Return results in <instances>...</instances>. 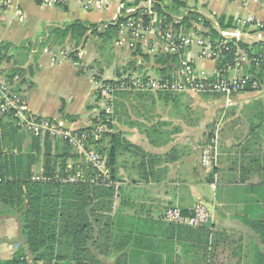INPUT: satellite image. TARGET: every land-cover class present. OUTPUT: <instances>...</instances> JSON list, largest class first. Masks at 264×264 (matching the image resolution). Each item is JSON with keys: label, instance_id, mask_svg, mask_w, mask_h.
<instances>
[{"label": "crops", "instance_id": "crops-1", "mask_svg": "<svg viewBox=\"0 0 264 264\" xmlns=\"http://www.w3.org/2000/svg\"><path fill=\"white\" fill-rule=\"evenodd\" d=\"M89 1L92 5L86 8L82 0H0V42L31 43L30 50L9 51L22 60L20 66L27 71L26 82L15 79L28 110L73 131L93 123L94 110L101 108L95 101L99 84L94 74L81 69L73 58L46 51L45 43L58 39L51 33L54 28L75 20L98 24L116 21L129 7L126 3L134 0ZM99 1L101 7L97 6ZM188 4L214 20L216 27L217 17L232 18L234 26L220 32L240 28L248 34L241 41L264 42V0H189ZM239 19L251 22L239 26ZM193 25L197 31L208 30L196 21ZM81 51L83 63L85 50ZM187 55L198 69L210 76L217 73V61L201 58L197 45L190 47ZM134 57L142 66L134 67L139 68L135 73L156 71L160 66L155 62L148 66L139 54ZM15 65L14 60L3 62L5 70ZM250 68L247 59L242 72L250 76ZM124 72L112 76L102 73L100 77L113 79ZM119 100L123 104L114 110L112 131L121 132L127 141L115 165L119 195L108 210L100 212L103 216L93 234L97 242L86 263L256 264L264 254V244L243 217L264 220V82L229 98L221 93H181L178 102L182 104L170 100L149 110L136 105L133 98L134 103L127 98ZM210 127L214 128L211 133ZM215 136L217 162L205 166L202 149ZM17 144L22 151L44 154L42 138L38 148L32 135L19 131ZM51 151L57 153L53 143ZM36 169L41 172L43 168L34 165L33 171ZM199 202L210 209L207 225L190 227L165 221L168 207L187 212ZM17 236L16 219L0 215V261L18 250Z\"/></svg>", "mask_w": 264, "mask_h": 264}, {"label": "trees", "instance_id": "trees-1", "mask_svg": "<svg viewBox=\"0 0 264 264\" xmlns=\"http://www.w3.org/2000/svg\"><path fill=\"white\" fill-rule=\"evenodd\" d=\"M122 1L126 3L125 0ZM140 1L134 0L133 3H126V6H134ZM188 1L160 0L155 3L154 9L162 18L165 28L172 26L173 29H184L187 32L193 30L199 36L210 37L216 41L223 38L220 29L234 26L232 18L220 16L216 19L218 23L216 27L214 20L191 9ZM123 20L124 18H119L118 22ZM193 21L207 28V32L197 31ZM51 33L55 34L61 42L69 38L76 46H80L86 41L89 33L99 36L119 33V24L116 21L98 24L75 20L64 27L54 28ZM27 43L28 46L0 42V60H14L16 64L5 70L10 81L22 78L21 82H26L27 71L20 66L22 60L15 58V55H9V51L13 48L30 50L31 43ZM238 48L246 53L251 64L250 78L243 91L254 90L264 82V42L248 44L235 39L228 40L226 47L220 52L217 69L223 73L228 66L233 65ZM71 56L75 61L80 62L79 56L74 52ZM155 57V62L160 65L156 70L164 78L172 75V64L178 66L183 59L179 54L170 53H157ZM30 73H33L31 68ZM95 78L104 86L116 84L112 79H102L98 76ZM256 80L258 85L254 87ZM180 95L181 93L117 91L112 102L113 113L107 115L102 111L101 116L108 118L107 123L112 130L114 110L123 104L119 98L129 100L133 98L137 103L143 104L150 101L154 105L156 98L167 102L170 100L178 102ZM19 131L22 130L15 124V118L12 115H0V215L12 216L16 219L18 224L16 242L19 246L11 258L0 261V264H37L40 261L45 264H88L86 262L91 258L92 246L97 242L93 234L97 232L96 224L103 216L100 212L111 207L115 197L114 187L103 183L102 176L91 181V168L85 172V179L71 181L70 176L81 169V164L77 162L78 154L58 149L59 151L53 155L48 138L45 140V163L41 171L44 179H35L33 166L40 160V155L38 151L35 153L22 151L21 146L17 144ZM91 131L90 126L77 132ZM32 136L35 146L39 148L40 137ZM63 143L66 148L70 150L73 148L67 141ZM88 144H93L97 152L107 157V164L111 169L110 178L117 181L115 169L117 156L127 144L122 133L110 131L104 133L100 140L90 137ZM16 148H18L17 151L13 152ZM243 221L255 230L264 244V220L254 221L243 217ZM261 254L256 264H264V254Z\"/></svg>", "mask_w": 264, "mask_h": 264}, {"label": "built area", "instance_id": "built-area-1", "mask_svg": "<svg viewBox=\"0 0 264 264\" xmlns=\"http://www.w3.org/2000/svg\"><path fill=\"white\" fill-rule=\"evenodd\" d=\"M84 6L90 7L92 2L82 0ZM106 1V0H101ZM99 1L97 6L101 7ZM160 0H141L138 4L125 7L122 14L116 22L119 24V31L127 33V39L123 38L118 44H126L130 49L136 48L141 44H152L156 53L179 54L183 59L178 65V72L170 77L150 75L148 73L124 72L122 75L113 78L114 85L104 86L101 81H96L99 85L96 95L101 108L95 109L94 121L91 124L92 131L78 133L77 131L66 128L61 122L44 116H38L28 110L24 95L17 89L18 81H10L3 67V61L0 60V115H12L15 118V124L24 132L32 135H48L51 137H60L72 146H75L85 155L86 161L92 166L91 181L103 177L102 182L115 189V198L119 193V182L111 180V169L107 164V157L94 150L91 144H88L90 137L101 138L104 133L112 131L107 121L103 118L101 112L105 114L113 113L112 102L115 99L117 91H151L153 93H186V92H211L221 93L229 98L233 94L243 91L247 85L250 76L242 72L243 63L248 59L246 53L238 48L236 51L234 64L228 66L225 72L217 71L214 76H210L204 70L198 69L188 57L187 52L190 47L197 45L200 48V57L212 60H218L220 52L226 47L228 40L235 39L241 41L244 34L240 28L229 31H221L223 38L213 41L210 37L204 38L197 35L193 30L187 32L184 29H173L172 26L165 28L163 20L155 11V3ZM119 18H124L118 22ZM148 18V22L146 19ZM251 22L250 19H239L238 25H246ZM46 51H49L46 49ZM81 50L77 54H81ZM184 55V56H182ZM79 64L78 62H76ZM257 83L255 82L254 87ZM217 136L202 149V162L205 166H213L218 158ZM71 166V164L69 165ZM85 171L79 169L70 176L71 181L85 179ZM35 179L43 180L41 174H35ZM165 221L190 227H202L211 220V212L204 203H197L192 210L184 211L180 207L170 206L164 213ZM37 264H45L38 262Z\"/></svg>", "mask_w": 264, "mask_h": 264}, {"label": "rangeland", "instance_id": "rangeland-1", "mask_svg": "<svg viewBox=\"0 0 264 264\" xmlns=\"http://www.w3.org/2000/svg\"><path fill=\"white\" fill-rule=\"evenodd\" d=\"M123 38H126V39L128 38L127 33L123 34L120 31L119 33H114L111 36H99L97 34L89 33L87 40L84 43H82L80 46H76V44L73 43L71 39H68L67 41H63V42L57 39L56 41L48 42L45 44L48 47V50L52 55H57L60 57L63 56V57L73 58L71 56V53L74 52V54H77L78 51L83 48V50H85L82 56L83 63H81L82 60L80 59V62H78L79 63L78 66H80L81 69L85 68L87 71L94 74L95 77L97 76L100 77L102 73H106L108 76L109 75L112 76L115 73H120L121 70H125L126 72L130 70L132 73L133 71L135 73V71L138 70L139 68L134 70V67L141 66V64H138L137 58L134 57V55L136 54L140 55V59H143L146 62H148L149 64L148 66H151L150 64L152 62H155V58H156L155 53L157 51L155 47L152 46L151 48H149L151 45L146 44V46L138 45L136 48L130 49L128 45L126 44H118L120 41H122ZM148 50H151L150 54L148 53ZM81 54L80 55L77 54L79 58L81 57ZM146 65L147 64H145V66ZM172 65H173L171 69L172 74L175 72H178L179 71L178 66L174 64ZM148 73L150 75L161 76L159 72L157 70L155 71L154 69L153 70L149 69ZM40 89L44 90V86H43V89L42 87H40ZM45 91L50 92L47 89H45ZM160 100L161 99H159L158 102H155L154 105H156V103H158V105H163L165 103L164 100H161L162 102ZM95 101L102 103V101L99 100V98H97V95H96ZM128 101L129 103L133 102V100L132 101L128 100ZM134 102L136 105H140L145 110L152 109V107L154 106L151 104L150 101L144 102V104L137 103L136 100H134ZM194 102H197V101H194ZM178 103L182 104L183 102L181 101ZM95 114L96 113H94V119L96 116ZM199 115H201V113H199ZM209 129H210L208 130L209 133L214 131V128L212 127H210ZM39 137L42 138L43 143H44L43 150H42L43 152L45 151V140H47L48 138V140H50V142L54 144V147L57 148V151L59 150L63 151L65 149L67 151L69 150L68 152L70 153H74V154L77 153L79 156L77 162L81 164V170L84 169L83 171L86 172L89 168L92 169L91 164L86 161L85 155L82 152H80V150L76 148L75 146H73L75 150L73 148L71 150L69 148H66L63 143L64 140L60 138L59 136L51 137L48 135H40ZM97 139L100 140V138H97ZM94 140H96V138H94ZM91 146L94 150H96V147L93 144H91ZM39 158L40 160L35 165L42 169L45 163L44 154L40 155ZM69 162L71 163V160ZM37 173L41 174V172H38L37 169L34 170V174H37Z\"/></svg>", "mask_w": 264, "mask_h": 264}]
</instances>
